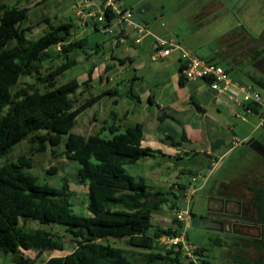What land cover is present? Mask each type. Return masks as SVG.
<instances>
[{"label": "trees", "instance_id": "16d2710c", "mask_svg": "<svg viewBox=\"0 0 264 264\" xmlns=\"http://www.w3.org/2000/svg\"><path fill=\"white\" fill-rule=\"evenodd\" d=\"M20 1L16 0L13 4L0 3V158L25 139L31 141L33 152L40 153L47 148L53 151L61 143L63 135H66L62 154L78 163L76 176L86 186L87 215L82 222H78L71 201L73 191L66 178L61 177L58 185L39 182L35 175L28 172L32 166L28 156L18 155L15 160L4 158L3 163H0V250L12 254L28 249L37 252L61 250L69 237L76 242L70 252L50 256L39 264H195L183 261L179 252L172 248L163 253L152 251L161 237L176 235L178 229L152 224V213L167 202V197L164 192L152 191L143 176L133 175L125 168L128 164L161 154L158 149L141 146L142 124L136 122L120 126L112 113L110 124L102 126L98 132L83 135L70 131L76 117L86 108L104 95L116 94L115 89L104 90L75 103L71 94L82 82L77 78H70L56 84L58 75L77 63L73 55L76 51L85 54L87 58L90 52L98 53L100 44L94 42L89 45L86 36L72 37L68 21L50 23L47 18L41 21L47 27L35 38H28V32L33 27L27 23L30 18L29 7L20 6ZM102 1L99 0V3ZM112 18L113 15L105 12L101 26L106 28ZM138 22L146 26L144 21ZM90 23L94 31L100 30L99 23ZM146 29L148 31L147 26ZM149 34L148 31L146 35ZM135 38L136 35L134 42ZM155 39L154 36L153 41ZM56 45L59 46L55 51L57 56H63L65 60L41 74L42 64L52 58L53 52L50 49ZM86 50H89L87 54ZM201 58L217 64L210 57ZM116 60L120 64L124 63V59ZM92 68L87 70V78L83 81L85 85L91 78ZM223 68L230 74L229 66ZM33 75L45 85V90L40 91L32 85L16 87L20 78ZM178 76V84L182 86L187 80ZM248 81L264 90L263 79L252 77ZM130 89L129 85L128 92ZM148 100L152 102V97ZM190 103L201 110L193 98H190ZM247 107L252 113L263 116L261 104L252 102ZM166 117L174 120L170 115L163 116ZM104 130L109 136L103 135ZM169 139L170 145L179 146L185 140L184 132L177 141L168 137ZM184 154L187 155L188 152ZM178 155H175L176 160L181 158ZM55 171L56 168L51 167L46 172L53 174ZM184 187L179 184L180 189ZM255 194L264 225V190H257ZM22 219L36 220L40 225L64 224V231L69 235L43 226L26 229L20 225ZM179 223L180 226L183 225V222ZM108 237H125L127 245L147 250L144 261L135 263L125 255L123 248L98 240L106 241ZM253 245L264 248V227L261 241L253 242ZM200 250L201 261L209 264L204 258L203 249ZM18 262L34 264V259H22ZM237 262L248 264L243 257H239ZM256 262L264 264V253Z\"/></svg>", "mask_w": 264, "mask_h": 264}, {"label": "rangeland", "instance_id": "374dc122", "mask_svg": "<svg viewBox=\"0 0 264 264\" xmlns=\"http://www.w3.org/2000/svg\"><path fill=\"white\" fill-rule=\"evenodd\" d=\"M15 1L16 0H0V3L13 4ZM32 1L33 0H21L19 2L22 6L29 4L28 7L31 8L30 18L27 22L29 25L33 26L27 35L30 39L35 38L41 32L40 26L38 24L36 25L37 22H35L36 10L34 7L36 5L32 4ZM62 2H64V5L70 4L69 1L59 0V3ZM121 2L123 5L131 6L133 10H135L137 16L143 15L144 18L149 20V26H155V29H157L156 31H160V34H163L164 37H172L182 47L194 52L198 56L204 58L210 57L220 66L228 65L229 60L233 57H245V52L248 49L250 50L251 44L254 43L253 40L257 41L264 38V0H121ZM53 3L54 0H44L41 3L40 11L45 12L47 8L43 6L52 7L54 5ZM53 12L52 10L50 13L51 16ZM73 21L77 23V18L75 16L72 22ZM73 29L74 27L72 26V37L74 33ZM83 36H86L89 45L98 42L101 49L96 54L90 53V56H87L86 59H83V57L85 58V54L76 51L77 53L73 55L79 57V59L81 57V60H78L75 65L63 71L56 78V84L66 82L70 78H77L78 81L80 80V82H82L80 87L71 94V98L75 103L81 102L88 96L100 93L111 84L116 86L114 78L116 80L117 76L123 79V85L124 83L130 84L131 82H135V78L133 77L136 74L137 77L141 79L137 85H145L151 89L152 93H157L161 88L159 84L160 79L167 75H162V72L169 73L171 71L170 64H168L166 58L172 59L175 57V53L168 54L167 57L165 56L166 58H160L164 60L156 59L155 61H151L147 57V61L151 63L150 69L145 67L142 71L136 72L133 68L126 69V63L119 65L117 60L113 58L111 60L114 61V67L111 65L109 66L110 69L112 68L109 70V74L106 75V70L102 71L100 69V72L97 73L96 76L98 78L89 79L88 84L85 85L83 81L86 80V70L90 67V62L96 63V65L99 64L105 57L109 56L110 51L107 47L109 40V35L107 33H100L89 27L86 31H82L77 35V37ZM58 48L59 46L56 45L50 49L53 52V56L42 64L40 68L41 74H45L48 70L65 60L63 56H57L55 51ZM87 52H89V50H86V54ZM152 52L153 49L150 50V53ZM230 72L235 78L245 80L240 76L238 66H230ZM129 84L122 86L121 83H119L117 91L122 92L123 90H127ZM25 85H32L40 91L46 89L43 83L36 80L35 75L20 78L16 87ZM258 90L261 98L260 103L262 105V111L264 113V90L260 88H258ZM128 93L127 90V94ZM112 98V96L104 95L98 102L86 108L76 117L75 124L70 131L83 135L100 131L102 124L105 123L102 121V118H104L106 122L110 119L106 114L111 107L110 101ZM233 119L234 118H231V123H236L234 125V132L238 136L242 134L241 130L245 128L246 131H248V128H252L260 121V117L254 113H247V117L244 121L239 120L241 118H236V120ZM102 132L104 136H109L107 131L104 130ZM262 134H264V124L259 122L250 133V136L255 139L263 140ZM65 136L66 135H63L61 143L55 146L53 151L50 150L51 148H47L40 153L32 151V143L29 139L22 140L16 144L10 152L0 158V163H3L4 158L15 160L18 155H26L32 161V166L28 169V172L35 175L39 182L58 185L61 177L66 178L69 182L70 189L73 191V196L71 197L73 213L78 222H82L83 217L87 215V210L85 209L86 186L77 179V161L69 160L62 154ZM192 146L195 147V145ZM184 156L185 155L178 160H173L174 163L172 167L175 169H168V171H166L163 168L166 172L161 176L162 180L168 183L176 182L187 184V182H191L190 187L200 183L201 178H195L196 175H194V170L195 172H199L201 169H195L194 163L188 161ZM200 158L202 157L200 156ZM160 160L162 159L158 155L155 157H147L139 166L136 164H128L125 168L133 175H144L147 172V163H152L154 161L158 162ZM193 160L196 161V159ZM246 164L252 177L257 179L259 183L264 184V180L260 178V176L263 177L264 175L263 163L261 162L260 164V160L255 158L254 161ZM51 167L56 168L53 174L46 172L48 169H51ZM190 168L193 172L192 174L183 173V171L179 172V169L187 172V169ZM228 172L229 164L226 163L218 167L217 172L209 179L203 188L201 187L200 190L192 192V197L188 200L185 199V196L190 194L189 191L184 196L182 193H179L185 188L180 189L178 185L176 188L172 185L173 188L171 189L168 186H163L162 191H164L167 197V202L158 207L151 216L153 225L174 227V229L181 228L186 234L188 241L203 249V254L211 264H229L232 257H234L231 252V247L226 244L227 242H223L221 238L219 241L216 240V232L208 229L205 223L200 219V215L203 214L207 206L208 197H206L205 194L209 193L216 179L220 176L227 175ZM192 177H194L195 180H192ZM173 193L176 195H173ZM182 209L192 211L193 216H190L189 219L187 218L183 225L180 226L175 216L176 213ZM20 225L26 229L43 226L51 231L67 236L69 235L64 231V224L49 223L47 225H40L36 220L22 219ZM98 240L123 248L125 255L135 263H142L145 258L144 255L147 253L145 249L127 245L125 237H108L106 241H104V239ZM167 244L165 238L161 237L154 245L152 251L163 253L168 249ZM75 246L76 242L68 237V240L64 243L63 249L61 250H43L37 252L34 249H28L20 250L19 253L15 254L0 250V264H19L18 261L22 259L31 260L32 258L34 259V264H39L50 256L66 254ZM253 254L254 252L250 254L249 257L253 258Z\"/></svg>", "mask_w": 264, "mask_h": 264}, {"label": "crops", "instance_id": "0c3cea01", "mask_svg": "<svg viewBox=\"0 0 264 264\" xmlns=\"http://www.w3.org/2000/svg\"><path fill=\"white\" fill-rule=\"evenodd\" d=\"M43 1L44 0L32 1V4L36 5L34 7L36 10L35 22H37V24L40 26L41 32L47 27L46 23L41 22L46 18L50 20V23L68 21L71 25V29L72 26L74 27V38H77L78 33L86 31L89 27L93 28L90 20L85 17L84 14L79 13L78 10L80 7H83L84 11L97 9L99 0H66L70 3L67 5H64V2L59 3V0H54V5L52 7L50 6L51 8L43 6L44 8H47L45 12L40 11L41 3ZM24 6L28 7L29 4ZM123 6L131 7L126 5ZM30 10L31 8H29V17L31 14ZM52 10L54 12L51 16L50 13ZM74 16L77 18V23L74 22L75 20L72 22ZM133 20L144 21L150 34L146 35L138 43H135L133 41L134 34H131L132 31L129 25L123 26V32L126 34H123V32L122 34L117 33V28H113V31L99 30L98 32L107 33L109 35L107 47L110 53L109 56L105 57V59H103L97 65L96 63L90 62V67L87 69L89 70L93 67L90 79L98 78L96 76L97 73L100 72V69L102 71L106 70V75L109 74V70L112 69H110L109 66L111 65L114 67V61L111 60L113 57H115V60L118 58L124 59V63H126V69L133 68V70L136 72L142 71V69L145 67L150 69L151 63L147 61V57L151 61H155L156 59L166 58L168 56L166 55V57L152 58V53H150V50L152 49L153 37H163V34H160V31L157 32L155 26L150 27L149 20L144 18L143 15L137 16L135 13ZM171 53H175V57L172 59L166 58V60H168V64H170L171 71L169 73L162 72V75H167L160 79L159 84L161 88L157 93H152L151 89L145 85H137L141 79L137 77L136 74L133 77L135 78V82H131L130 84L126 82L131 86L130 92L128 94L127 90L118 92L117 89L119 87L117 86L119 83L122 85L123 79L120 76H117L116 80L114 78V83L116 86L111 84L102 90H116L115 96H112L113 98L110 101L112 108H109L106 116L111 118L112 113L115 114V121L120 126H126L136 122L141 123V146H147L151 149L160 150L161 154H156L155 156L158 155L162 160L158 162L154 161L152 163H147L148 168L146 174L140 175L144 177L146 183L152 191L164 192L162 191L163 186H168L171 189L173 188L172 185H174L176 188L177 185L179 186V184H181L185 186V189L179 193H182L184 196L189 191L190 194L188 193V196L191 198L192 192L195 190H200L201 187L203 188L209 179L217 172V168L227 163L229 164V172L225 176H220L218 179H216V182L212 184L209 193L205 194V196L208 197L207 203L211 198L223 197L225 194H227L229 189L236 188L237 190L244 193L252 180L250 178L252 174H250V171L246 167L245 163L252 162L255 160V158L257 159L256 153H254L245 144V141L249 137L251 138L250 133L256 127V125L259 124V122L263 124L264 113L262 109L261 113L263 116H259L260 121L252 128H248V131H246L245 128L241 130L242 134L238 136L234 132V125L236 123H231V118L236 120V118H238L236 114L237 112H241V108L237 104L229 103L222 98L213 97L214 93L208 88L206 84L199 80L185 81V83L180 86L178 84V53L176 51ZM88 56H90V54ZM83 59L86 58L83 57ZM76 60H81V57L79 59V57L76 56ZM238 60L239 57H233L231 60H229V64L226 66H229V68L232 65L236 66L235 62ZM117 63L120 65L118 61ZM229 75L235 78L231 72ZM237 80H240L242 83L252 84L247 79L242 80L240 78ZM128 84L124 83L123 85ZM150 96L152 97V102H149L148 100ZM190 98H193L194 101L199 104L201 110H197L190 103ZM164 115H170L174 118V120L168 117L163 118ZM246 117L247 114L243 113V118L238 119L244 121ZM104 120L105 119L102 118V121L105 122L102 124V126L106 127L110 124L109 122H111V119H109L108 122ZM182 132H184L185 136V140L182 142V144L179 146L170 145V139L168 140V137L177 141L180 139ZM262 135L264 140V134ZM192 145H195V147ZM186 151L188 152L187 155L184 154ZM177 153L179 154L178 156L181 157L185 155L184 157H186L188 161L193 162L195 169H201L199 172H195L193 169L194 175H196L195 178H201L199 184L190 187L191 182H187V184L176 182L168 183L161 179L163 173L168 171V169H175L172 167V164L174 163L173 160L175 159V155ZM200 156L202 158H200ZM193 159H196V161ZM144 160H146V158L139 160L135 164L139 166ZM163 168L166 171H164ZM182 169H179V172L183 171V173L188 174L193 173L191 168L187 169V172H184ZM195 178L192 177V180H195ZM255 189L260 191L263 190L264 184L257 183V188ZM173 195L176 194L173 193ZM191 213L193 212H189L188 219L190 216L192 217ZM230 247L234 257H232V260L229 264H240L238 262H234V259L240 254V251H238V249H236L234 246ZM204 258H206L205 255ZM206 260L209 262V264H211L207 258Z\"/></svg>", "mask_w": 264, "mask_h": 264}, {"label": "built area", "instance_id": "2783aa9c", "mask_svg": "<svg viewBox=\"0 0 264 264\" xmlns=\"http://www.w3.org/2000/svg\"><path fill=\"white\" fill-rule=\"evenodd\" d=\"M97 9L84 11L83 7L79 8V13L84 14L91 22L99 23L100 30L113 31L117 28V33L122 34L123 26L131 27V34L136 35L135 42L145 36L148 31L143 23L134 21L135 10L124 7L119 0H103L97 5ZM109 9V11H106ZM105 12L113 15L111 23L103 28L101 23L104 20ZM123 34H126L123 32ZM152 58L164 57L171 52L176 51L179 59L178 75H181L187 81H201L208 86L214 93L213 97L222 98L225 101L237 104L241 108V112H237L238 118H243V113H252L247 107L248 103L261 104L260 93L257 87L252 84L239 82L237 79L229 75L225 69L212 62H207L194 52L187 50L178 44L172 37L160 38L156 37L152 42ZM190 197L186 195V200ZM189 210L182 209L176 213V219L183 222L188 218ZM167 241V248H172L179 252L183 261H192L195 264H204L200 255V248L187 240L183 230L178 229L176 235L163 236Z\"/></svg>", "mask_w": 264, "mask_h": 264}, {"label": "flooded vegetation", "instance_id": "af4514ba", "mask_svg": "<svg viewBox=\"0 0 264 264\" xmlns=\"http://www.w3.org/2000/svg\"><path fill=\"white\" fill-rule=\"evenodd\" d=\"M253 42L257 44L252 43L250 50L245 52V57H240L239 62L237 61L235 64L243 78L249 80L254 77L264 80V38L253 40ZM258 140L264 144V140ZM256 156L260 160V164L262 162L264 165V158L257 153ZM250 178L252 179L251 183L244 193L233 188L229 189L227 194L221 198H211L205 211L200 215V219L208 229L216 232V240L219 241L221 238L223 242H227L226 244L234 246L240 251L234 262H237L239 257H243L246 258L248 264H260L256 261L264 253V248H257L253 245V242L261 241L264 227L258 197L255 194L258 190L255 188L259 181L252 175ZM260 178L264 179V175ZM253 252V258L249 257Z\"/></svg>", "mask_w": 264, "mask_h": 264}, {"label": "water", "instance_id": "95a60500", "mask_svg": "<svg viewBox=\"0 0 264 264\" xmlns=\"http://www.w3.org/2000/svg\"><path fill=\"white\" fill-rule=\"evenodd\" d=\"M245 144L255 153H257L258 155H260L261 157L264 158V144H262L258 139H254V138H248L245 141ZM226 208V207H225ZM229 216H232L231 214H229Z\"/></svg>", "mask_w": 264, "mask_h": 264}, {"label": "clouds", "instance_id": "9594fccd", "mask_svg": "<svg viewBox=\"0 0 264 264\" xmlns=\"http://www.w3.org/2000/svg\"><path fill=\"white\" fill-rule=\"evenodd\" d=\"M223 67V66H222ZM256 87V86H255ZM258 88V87H257Z\"/></svg>", "mask_w": 264, "mask_h": 264}]
</instances>
